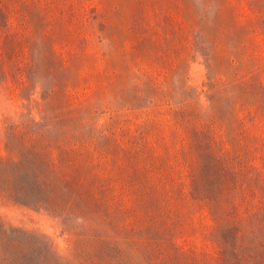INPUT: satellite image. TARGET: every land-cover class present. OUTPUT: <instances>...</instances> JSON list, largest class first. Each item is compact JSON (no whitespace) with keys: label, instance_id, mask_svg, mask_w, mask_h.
Masks as SVG:
<instances>
[{"label":"rangeland","instance_id":"obj_1","mask_svg":"<svg viewBox=\"0 0 264 264\" xmlns=\"http://www.w3.org/2000/svg\"><path fill=\"white\" fill-rule=\"evenodd\" d=\"M11 130L63 178L0 196L34 260L264 264V0H0Z\"/></svg>","mask_w":264,"mask_h":264},{"label":"trees","instance_id":"obj_2","mask_svg":"<svg viewBox=\"0 0 264 264\" xmlns=\"http://www.w3.org/2000/svg\"><path fill=\"white\" fill-rule=\"evenodd\" d=\"M6 145L8 154L0 156V196L35 207L54 208L63 178L55 173L52 158L39 150L38 144L26 143L24 132L11 130ZM69 183L66 180L64 186L69 187ZM12 230L0 220V264H23L22 257L24 264H53L49 258L55 254L50 248L45 247L39 259L34 260L30 257L31 246L22 243ZM236 258L243 260L240 253H236Z\"/></svg>","mask_w":264,"mask_h":264}]
</instances>
